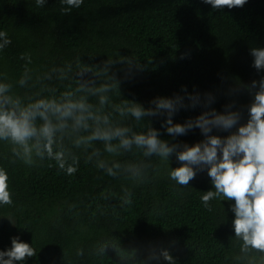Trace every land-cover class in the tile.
Wrapping results in <instances>:
<instances>
[{"label": "trees", "instance_id": "1", "mask_svg": "<svg viewBox=\"0 0 264 264\" xmlns=\"http://www.w3.org/2000/svg\"><path fill=\"white\" fill-rule=\"evenodd\" d=\"M67 7L61 0H47L43 7L35 0H0V31L11 40L0 51V78L12 82L18 94L43 86L15 84L27 63L21 55L31 57L27 67L33 81L52 68L70 64L73 71L90 66L95 72L107 59L128 58L131 70L128 63L112 68L120 81V92L109 94L112 103L127 99L148 108L156 97L180 96L189 105L191 95L201 104L210 99L218 112L235 101L241 123L247 121L252 96L245 86L264 77L250 55V49L264 48V0L232 9H213L202 0H84L66 13ZM44 85L59 91L75 87L71 79L55 76ZM205 110L181 108L173 122L184 123ZM163 120L148 117L137 123L128 117L122 123L137 132L152 126L170 144L191 146L204 139L198 128L170 136ZM74 151L80 163L68 176L50 160L32 166L12 162L10 146L0 141V167L9 176L13 201L0 204V251L19 237L36 253L15 264H169L161 250L169 252L172 264H261L262 254L243 252L235 238L234 200L213 199L211 211L204 206L202 196L215 190L206 169L184 187L169 176L170 168L181 164L175 155L146 158L135 148L120 156L105 154L104 159L120 163L113 177Z\"/></svg>", "mask_w": 264, "mask_h": 264}, {"label": "clouds", "instance_id": "2", "mask_svg": "<svg viewBox=\"0 0 264 264\" xmlns=\"http://www.w3.org/2000/svg\"><path fill=\"white\" fill-rule=\"evenodd\" d=\"M47 0H35L38 7H43ZM68 7L79 8L84 0H61ZM213 9H229L243 7L247 0H202ZM11 44L6 31H0V51ZM253 67L257 72L264 70V48L250 49ZM26 60L24 71L18 84L21 89L35 88L43 85L39 92L18 94L15 85L6 78H0V141L10 146L12 162L20 161L32 166L37 161L50 160L58 169L68 176L74 175L79 167L80 155L83 153L85 163L105 172L108 176H116L120 169L118 161H108L107 156H120L123 152L138 149L143 156L159 157L169 160L175 155L181 162L179 167L170 168V179L187 187L197 171L207 170L214 191L205 192L202 202L209 211V201L219 198L222 201H233L230 206L234 213L232 221L235 238L242 241L243 252L256 251L262 254L264 264V77L253 80L245 86L252 96L246 106L248 119L241 123L242 110L236 108L232 101L225 106L223 112L211 107V100L203 104L199 97L189 95L191 101L185 105L180 96L156 97L150 101L152 107L145 108L138 102L124 99L120 104L112 103L110 93L119 91L120 81L112 68L116 63H128L131 60L107 59L93 71L90 66H83L73 71L72 66L52 68L43 76L33 81L31 57L21 55ZM89 73L92 74L89 77ZM107 79L100 82L98 77ZM71 79L75 87L59 91L55 87L44 85V81ZM120 92V91H119ZM47 93V94H45ZM93 98L95 103L92 102ZM202 106L205 111L194 119L184 123H174L173 117L181 108ZM234 109V110H231ZM118 116L120 120H116ZM164 117L161 124L166 132L173 137L186 135L190 130L199 129L204 139L191 146L170 144L160 138L158 129L149 126L146 131L137 132L125 126V118H134L137 123L148 117ZM235 129V131H233ZM213 130L229 133L227 136L213 134ZM102 145V148L96 145ZM9 176L6 169L0 167V204L13 203L8 184ZM131 203V200H126ZM105 249H101V252ZM36 255L28 243L19 237L11 238V247L0 251V264H15ZM77 255H83L78 249ZM172 264V257L167 250L159 253ZM155 258V257H154Z\"/></svg>", "mask_w": 264, "mask_h": 264}]
</instances>
